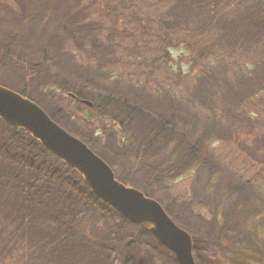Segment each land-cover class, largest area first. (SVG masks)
Returning a JSON list of instances; mask_svg holds the SVG:
<instances>
[{
    "label": "rangeland",
    "instance_id": "obj_1",
    "mask_svg": "<svg viewBox=\"0 0 264 264\" xmlns=\"http://www.w3.org/2000/svg\"><path fill=\"white\" fill-rule=\"evenodd\" d=\"M102 1L0 0V85L55 114L119 182L159 202L190 235L195 264H264V109L238 107L264 85V0L219 10L215 0H161L166 23L200 28L213 15L235 60L253 52L213 96L177 82L164 61L138 75L122 68ZM30 146L0 121V263L179 264L151 224L126 219Z\"/></svg>",
    "mask_w": 264,
    "mask_h": 264
},
{
    "label": "trees",
    "instance_id": "obj_2",
    "mask_svg": "<svg viewBox=\"0 0 264 264\" xmlns=\"http://www.w3.org/2000/svg\"><path fill=\"white\" fill-rule=\"evenodd\" d=\"M110 1L116 4L110 6ZM222 2L223 0H215V7H219L218 10ZM160 3L161 0H103L97 6L98 13L102 17L108 16L106 19L110 17L109 23L119 27L113 34L114 38L108 40V43L110 50H115L113 58L123 61L122 68L128 73L134 70V74L138 75L148 67L158 68L159 63L164 61L168 72L173 74L177 82L185 85L196 84L201 90L206 91L208 96H213V92L223 91L233 77L237 79L243 69L242 63L246 67L253 63L252 51H247V54L239 52V55H242L235 60L234 49L227 45L223 46L225 44L223 37H220L217 30L213 29L217 24L213 15L209 16L208 23L206 22V25L200 28H196L193 23L170 25L166 23L161 13ZM260 49L261 47L254 49L255 54ZM174 50H179L177 56L173 53ZM20 93L25 96V93ZM75 96L76 100L84 98L81 92H75ZM253 105L258 106H254L251 113L258 116L259 112L264 109V85L244 98L238 107H241V112L244 113L246 112L245 107L249 108ZM45 112L56 123L58 122L55 114ZM0 121L6 124L1 118ZM6 125L15 130H22L31 139L30 147H35V144L40 145L48 155L57 158L70 172L80 173L47 150L25 128ZM170 161L166 158L163 165L171 164ZM115 176L119 181L121 180L116 173ZM80 178L81 183L84 184V177L81 173ZM86 187L91 192L90 187L88 185ZM144 194L147 195L146 192ZM92 195L99 199L93 191ZM249 257L256 260L257 256L250 255ZM3 264H16V262L7 258Z\"/></svg>",
    "mask_w": 264,
    "mask_h": 264
},
{
    "label": "water",
    "instance_id": "obj_3",
    "mask_svg": "<svg viewBox=\"0 0 264 264\" xmlns=\"http://www.w3.org/2000/svg\"><path fill=\"white\" fill-rule=\"evenodd\" d=\"M0 117L25 128L47 150L78 170L94 194L126 219L151 224L152 232L175 254L179 264H195L190 235L173 222L159 202L119 182L102 158L57 124L37 103L0 85Z\"/></svg>",
    "mask_w": 264,
    "mask_h": 264
},
{
    "label": "bare ground",
    "instance_id": "obj_4",
    "mask_svg": "<svg viewBox=\"0 0 264 264\" xmlns=\"http://www.w3.org/2000/svg\"><path fill=\"white\" fill-rule=\"evenodd\" d=\"M10 89V88H9ZM17 92V91H16ZM17 93H19V94H21L20 92H17ZM22 95V94H21ZM22 96H24V95H22ZM79 102V101H78ZM1 118V117H0ZM2 119V118H1ZM3 120V119H2ZM4 121V120H3ZM5 122V121H4ZM6 124H9V123H7V122H5ZM9 125H11V124H9ZM11 126H14V125H11Z\"/></svg>",
    "mask_w": 264,
    "mask_h": 264
}]
</instances>
